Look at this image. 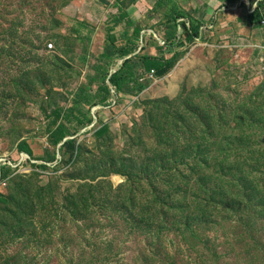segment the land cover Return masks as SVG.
Here are the masks:
<instances>
[{"label":"rangeland","instance_id":"rangeland-1","mask_svg":"<svg viewBox=\"0 0 264 264\" xmlns=\"http://www.w3.org/2000/svg\"><path fill=\"white\" fill-rule=\"evenodd\" d=\"M117 4L143 28L138 55L176 65L161 79L136 74L140 94L114 90L90 106L79 90H97L107 38L121 46L131 33L112 20ZM206 10L199 0H0V264H264L260 56L224 49L219 36L232 30L216 34L217 14L203 39L170 46L183 31L173 17L195 24ZM76 104L92 122L71 159L44 110Z\"/></svg>","mask_w":264,"mask_h":264},{"label":"trees","instance_id":"trees-1","mask_svg":"<svg viewBox=\"0 0 264 264\" xmlns=\"http://www.w3.org/2000/svg\"><path fill=\"white\" fill-rule=\"evenodd\" d=\"M117 14L112 16V20L117 24H124L126 28L131 29V33L126 31L123 38L126 43L118 46L116 43L118 41L117 34H111L107 38L106 50L100 57L101 62H97L94 65V69L98 77L102 74V78H93V81H98L97 90L94 92H89L84 88H80V93L83 96V100L90 106L105 105L114 95V90L116 92H126V93H141L145 89L144 84L136 78V74L151 75L155 78L161 79L167 76L176 65V57L168 58L166 55L162 56H152V55H138V42L142 38L143 28L134 23L131 16L128 13L127 7L123 4H117ZM183 14H178L173 17L174 26L178 29L181 27L183 31L181 34L171 33V47H176L180 42L186 44V39L195 40L200 35V29L202 21L193 23L191 20L184 18ZM250 20L256 25L262 22V15L257 9L252 14L249 15ZM189 23V24H188ZM85 22H77V26H73L70 30L71 34H79L82 27H86ZM79 27V28H77ZM183 38V39H182ZM89 39V38H88ZM137 48V49H136ZM161 52L162 48L158 47ZM124 59L122 66L112 72V63L117 59ZM137 72V73H136ZM80 99L76 98L77 104H82ZM74 106L68 109L56 108L48 114L46 110L44 113L46 118L50 120L49 129L53 135L57 138L56 144L62 142V146L69 147L71 151L70 158L74 156V149H76V141L74 139L76 133L80 130L86 128L91 122L92 118L86 113L79 110L78 106ZM108 131V126H103L96 133L102 134ZM69 138V139H68ZM24 143L19 144V150H27L28 154L32 156V151L27 148ZM44 159V158H41ZM7 169V168H5ZM9 171H11L9 169ZM10 172L9 174H11ZM8 174V173H7ZM6 177V173L2 175V178ZM0 203L8 204L9 200L0 192Z\"/></svg>","mask_w":264,"mask_h":264},{"label":"crops","instance_id":"crops-1","mask_svg":"<svg viewBox=\"0 0 264 264\" xmlns=\"http://www.w3.org/2000/svg\"><path fill=\"white\" fill-rule=\"evenodd\" d=\"M199 1H202L206 4L207 10L201 16L200 21H202L203 25L201 26L200 35L197 39H203L204 29H215V26L213 24H207V21L209 20L211 14H217L216 22L218 30H220V32H217L216 34L223 33L227 30H232V35L226 34L219 36V38L221 39L224 37L229 39L227 45L222 46L224 49L236 50L237 58H239V60L241 59V61H245L246 63L254 59L256 56L260 55V46L264 43V24L259 23L256 25L252 20H250L249 15L258 9L262 15V21H264L263 0H256V2H253L252 7H250L249 5L246 6L243 3L244 0H231V2H228L226 0ZM248 1L251 2V0ZM220 8L223 12L224 9L230 12H227V14H224L222 11L218 13ZM250 9L252 11H250ZM230 25L231 27H229ZM213 30H211L210 32H212ZM243 31L247 32L245 33Z\"/></svg>","mask_w":264,"mask_h":264},{"label":"built area","instance_id":"built-area-1","mask_svg":"<svg viewBox=\"0 0 264 264\" xmlns=\"http://www.w3.org/2000/svg\"><path fill=\"white\" fill-rule=\"evenodd\" d=\"M262 24H264V21H262ZM260 50V57L258 59V61H260L259 74L264 78V43L260 46Z\"/></svg>","mask_w":264,"mask_h":264},{"label":"clouds","instance_id":"clouds-1","mask_svg":"<svg viewBox=\"0 0 264 264\" xmlns=\"http://www.w3.org/2000/svg\"><path fill=\"white\" fill-rule=\"evenodd\" d=\"M261 24H262V22H261Z\"/></svg>","mask_w":264,"mask_h":264}]
</instances>
